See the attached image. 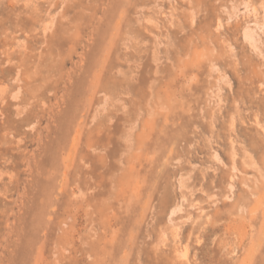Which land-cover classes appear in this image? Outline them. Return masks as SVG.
I'll use <instances>...</instances> for the list:
<instances>
[{
	"label": "rangeland",
	"instance_id": "obj_1",
	"mask_svg": "<svg viewBox=\"0 0 264 264\" xmlns=\"http://www.w3.org/2000/svg\"><path fill=\"white\" fill-rule=\"evenodd\" d=\"M255 117L264 0H0V264H264Z\"/></svg>",
	"mask_w": 264,
	"mask_h": 264
},
{
	"label": "bare ground",
	"instance_id": "obj_2",
	"mask_svg": "<svg viewBox=\"0 0 264 264\" xmlns=\"http://www.w3.org/2000/svg\"><path fill=\"white\" fill-rule=\"evenodd\" d=\"M258 25V24H257ZM246 27V26H245ZM243 37H244V39L247 41V43H249L251 46H253V47H251L252 49L253 48H255V49H258V46H256V43H259L258 41H257V38H256V35H255V33H254V31L251 29V28H249V27H246V29L244 30V33H243ZM243 39V40H244ZM224 79V78H223ZM222 80V79H221ZM232 123V122H231ZM255 124L257 125V126H260V124L257 122V120H256V117H255ZM231 125V127H232V130H234L233 129V124H230ZM230 127V128H231ZM261 127V126H260ZM262 128V127H261ZM263 130H264V128H262ZM233 141V140H232ZM231 147H232V145H231ZM233 149V148H232ZM232 154V156H234V153L232 152L231 153ZM235 168V166H234V164H233V166H232V169H234ZM235 170V169H234ZM232 172V171H231ZM238 172V171H237ZM240 173V172H239ZM232 176V175H231ZM232 177H234V174H233V176ZM231 177V178H232ZM228 185H230V186H228V187H233V185L232 184H228ZM232 198V197H231ZM260 199L261 198H259L258 200H257V202L258 201H260ZM240 206H241V204H240ZM174 209V208H173ZM171 214H172V212H171ZM169 222H171L170 220H169ZM182 255H184V253L182 254Z\"/></svg>",
	"mask_w": 264,
	"mask_h": 264
}]
</instances>
